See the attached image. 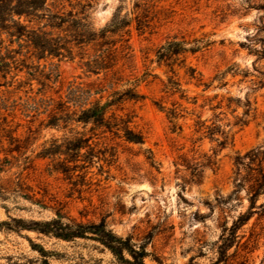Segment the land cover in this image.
Here are the masks:
<instances>
[{"label": "rangeland", "instance_id": "374dc122", "mask_svg": "<svg viewBox=\"0 0 264 264\" xmlns=\"http://www.w3.org/2000/svg\"><path fill=\"white\" fill-rule=\"evenodd\" d=\"M82 1L92 4L89 14L98 30L110 25L115 14L131 20L130 26L121 34L113 36L121 39L118 47L125 45V40L130 46L119 55L116 69L121 70L123 80L114 89L124 92L136 83L137 92L144 98L126 100L113 109L119 107L121 110L117 114L132 118L131 127L144 135L145 143H128L109 132L90 131L91 125L84 127L74 123L67 129L44 128L40 123L48 119L47 113L34 117L35 112L25 111L26 103L42 96L65 100L72 83L92 87L100 80L104 82V72L92 75L84 66L88 56L94 54L92 48L84 59L77 55L74 60L41 61V69L46 67V73L51 69L58 73L56 82L53 79L46 81V87L39 82L44 81L39 74L31 78L26 68L21 72L12 70L7 77L0 72V99L9 106L7 111L1 110L0 115L8 116L7 125L24 139L30 135L31 125L37 130L30 138L26 153L34 160V167L24 172L35 196L27 199L12 195L10 199H0V223L10 222L12 218L27 222L51 220L56 217L54 209H62L66 215L83 222L104 219L118 236L130 237L134 243L146 247L149 253L146 264H215L225 224L230 226L250 205L245 191L238 195L239 199L230 198L234 190L235 157L264 145V87L252 90L255 88L253 82L259 76L254 64L256 62V68L264 72V59L257 62V57L250 54L257 35L256 27L263 15L250 6L263 2ZM3 38L8 45L6 37ZM171 41L185 43L188 49L201 48L196 53L181 56L172 70L166 62L159 63L157 55L158 50ZM13 48L17 49L18 45L14 44ZM33 61L38 64L35 59ZM189 67L202 74L205 82L231 67L233 70L226 75V87L215 82L214 88L204 92L203 87L190 79ZM245 72L251 76L244 77ZM172 81L178 84L179 91L173 88ZM20 82L28 83L20 86ZM39 90L42 93H38ZM112 92L108 88L102 93L101 103H105ZM183 94L186 98H182ZM216 95L217 98L210 102ZM247 96L256 108V115L250 117L246 126H235V116H241L244 109L239 108L233 114L234 106L228 109L227 99L244 101ZM194 97L198 98L196 106L191 103ZM100 98L101 94H94L90 101ZM219 103L222 108L215 112L210 110ZM203 104L207 106L202 108ZM183 107L195 115L176 120L178 128L173 132L167 112ZM214 114H219L217 124L229 137L228 146L217 155V143L196 133L195 126L197 115L211 125ZM69 128H74V132L71 133ZM77 133L92 136L91 143L98 156L87 170L86 181L78 177L83 170L71 180L62 174L51 173L50 159L37 158L54 140L63 143L66 138L78 136ZM210 160L215 164H210ZM197 166H202L199 178L194 177L190 168ZM17 171L13 169L12 173ZM11 174L2 177L6 179ZM258 203H264V197ZM252 228L259 234L254 243L257 250L250 254H247L248 250H241V257L230 264H241L242 256L249 259L244 264H261L264 259V220H258V215H254L241 233L245 232L248 238ZM41 247L49 252V264H123L92 240L67 242L35 232H13L0 227V264H43ZM234 251L235 247L230 253Z\"/></svg>", "mask_w": 264, "mask_h": 264}, {"label": "trees", "instance_id": "16d2710c", "mask_svg": "<svg viewBox=\"0 0 264 264\" xmlns=\"http://www.w3.org/2000/svg\"><path fill=\"white\" fill-rule=\"evenodd\" d=\"M261 1L263 3L250 6L263 12L256 27L257 35L253 40V47L250 50V54L257 57V62L264 59V0ZM91 8L90 2L82 0H0V72L4 74V77H7L12 70L21 72L26 68L27 74L31 78H35L39 74L44 79L39 82L46 87L48 86L46 81L53 79L56 82L58 73L55 69L46 73L44 71L46 67L41 69V61L74 60L77 55H81V58L84 59L88 55V50L92 48L94 54L91 57L88 56L84 66L86 71L92 75H100L104 72V82L100 80L92 87H83L72 83L68 87L65 100L63 97L55 100L42 96L39 100L33 99L32 103H26L25 111L35 112L34 117L47 113L48 119L42 120L40 123V126L44 128L67 129L74 123L82 124L84 127L91 125L90 131H101L103 134L109 132L118 138H123L128 143L144 144V135L131 127L132 118L117 114V111L121 110L119 107L113 109L126 100L139 101L144 98L137 92L138 84L136 83L131 84L132 87L124 92L114 89V86L123 80L121 70L116 69L121 57L119 55L128 51L130 46L127 43L128 40H125V45L118 47L121 39L117 40L113 36L121 34L124 29L130 26L131 20L121 19L115 14L110 25L98 30L90 18L89 10ZM4 36L9 42L8 45H5ZM14 44L18 45L17 49L13 48ZM205 45L207 46L208 43ZM200 48L188 49L185 43L171 41L158 50V62H166L174 70V64L181 56L188 52L196 53ZM18 56L24 58L19 59ZM33 59L38 62L37 65ZM255 65L256 62L254 69L259 76L253 82L255 86L253 91L264 87V72L259 71ZM188 70L190 79L195 80L196 85L203 87V91L207 92L214 88L215 82H219L220 87H226L228 85L225 80L226 75L233 68H229L221 75H215L210 82H205L202 74H197L194 68L189 67ZM249 76H251L249 72L244 73V77ZM15 78L16 75L13 76V79ZM26 83L28 82H20V86ZM176 85L178 86L175 81H172L173 88L179 91ZM108 88L113 92L105 103H101V99L104 98L102 93L106 92ZM38 93H42V91L39 90ZM94 94H101L100 100L90 101ZM182 98H186V95L183 94ZM216 98L217 95L209 101ZM227 102L228 109L234 106L233 114L239 108L244 109L241 116H235V126H246L250 117L256 115V108L253 107L248 96L244 101L229 97ZM191 103L196 106L198 98L194 97ZM206 106L207 104L201 105L202 108ZM220 108H222L221 103L211 106L210 110L215 112ZM8 109L7 102L0 99V111ZM41 109H43L42 112ZM190 114L195 115L189 113L184 107L181 110L177 108L168 110L167 116L172 124L173 132L178 128L176 120L186 118V115ZM196 117V133H202L217 143V150H215L217 155L229 144L227 133L221 125L217 124L220 122L219 114H214V122L211 125H208L207 121H203L200 115ZM7 124L8 116L0 115V199H10L12 195L32 199L35 194L32 187L28 185L24 172L34 167V160L26 153L30 138L37 130L31 125L28 130L30 135L24 139ZM69 129L71 133L74 132V128ZM179 129L182 130V127L179 126ZM77 134L78 136L66 138L63 143L54 140L49 147H45L37 155V158L50 159L52 166L49 171L62 174L71 180L77 176L76 173L83 170L82 175L79 174L78 177L86 181L87 170L98 156L95 146L91 143L92 136L84 133ZM209 162L212 165L215 164L212 160ZM234 165V190L230 198L239 199L238 195L245 191L250 205L248 210L234 219L230 226L225 224L218 246L219 257L215 264L232 263L233 260L241 257L239 256L241 250H248L247 254L257 250L254 243L257 242L259 234L255 233L254 228L251 229L248 238L245 232H241L254 215H258V220H264V203H258L260 198L264 197V145L252 148L243 155L238 153ZM201 167H190L193 169L194 177H200L201 170L199 168ZM13 169L18 171L12 173ZM9 174L13 177L6 179L4 176L2 177V175ZM40 204L42 205V203ZM54 210L56 217L51 220L27 222L23 219L12 218L10 222H1L0 227L13 232H35L45 237L67 242L78 239L92 240L110 251L123 264H146L145 259L149 255L146 247L134 243L130 237L118 236L108 227L104 219L99 222H83L66 215L62 209ZM234 247L235 251L230 253ZM48 255L49 252L41 247L40 256L43 259V264H49ZM241 260V264H244L249 259L247 256H242ZM261 264H264V259Z\"/></svg>", "mask_w": 264, "mask_h": 264}]
</instances>
